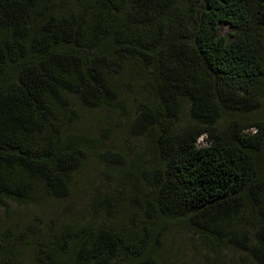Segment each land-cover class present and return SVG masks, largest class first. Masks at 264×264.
<instances>
[{
    "label": "trees",
    "instance_id": "obj_1",
    "mask_svg": "<svg viewBox=\"0 0 264 264\" xmlns=\"http://www.w3.org/2000/svg\"><path fill=\"white\" fill-rule=\"evenodd\" d=\"M142 60L165 114L137 104L132 124L145 137L154 123L161 132L130 166L117 162L153 176L138 197L142 224L116 214L65 224L33 262L9 234L0 264H151L145 242L176 218L264 264V119L245 116L264 99V0H0V202L35 201L37 184L68 195L73 172L105 144L65 127L70 96L125 114L119 87ZM183 100L193 122L174 130ZM228 112L241 115L220 124ZM243 217L251 230L236 226Z\"/></svg>",
    "mask_w": 264,
    "mask_h": 264
},
{
    "label": "rangeland",
    "instance_id": "obj_2",
    "mask_svg": "<svg viewBox=\"0 0 264 264\" xmlns=\"http://www.w3.org/2000/svg\"><path fill=\"white\" fill-rule=\"evenodd\" d=\"M228 32L229 26L222 24L220 34ZM147 67L143 60L137 62L134 65L135 71L132 70L131 75L125 78L119 87V96L123 99L126 109L125 114L121 113L119 106L104 109L74 104L75 96H70L76 115L73 118H66L65 127L91 137H98L105 144H100L88 152L81 167L73 172L68 195L54 196L42 185L37 184L36 194L39 198L35 201L20 202L8 199L7 205L0 202V239L10 234L16 241L22 259L33 262L36 251L44 248L47 240H50L55 232L63 229L62 226L65 224L111 220L113 219L111 215L114 214L119 220L117 223L128 227L136 223L142 224L146 215L138 204V197H142L148 190L153 176L140 172L127 175L125 171L128 169L117 162L125 161L124 164L130 166L138 153L144 151L149 153L147 147L151 144L150 137L158 138V133L161 132L160 124L154 123L151 125L152 135L145 137L132 124L137 104L146 103L158 107V100L153 99L147 82ZM157 109L165 114L160 106ZM240 115L237 112L224 113L219 123L223 124L226 118L236 119ZM245 116L264 119V99L260 108L253 114ZM160 117L164 119L163 115ZM191 122L193 118L189 114V103L183 100L176 118L167 125L178 130ZM198 143H204L202 138H199ZM123 182L126 184L123 185ZM107 197L109 203L103 204L102 200ZM98 200L102 205L98 204ZM110 201L112 206L109 205ZM248 221L243 217L236 226L251 230ZM162 225L163 230L159 233L156 230L153 237L144 244L148 245L149 252L155 255V260L151 264H257L247 251L233 244L220 242L211 244L207 237L197 229L191 228L188 223L179 221V218L166 219ZM140 260L131 259L129 264L148 262Z\"/></svg>",
    "mask_w": 264,
    "mask_h": 264
}]
</instances>
